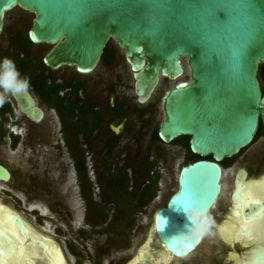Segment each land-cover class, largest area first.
<instances>
[{
	"label": "water",
	"instance_id": "1",
	"mask_svg": "<svg viewBox=\"0 0 264 264\" xmlns=\"http://www.w3.org/2000/svg\"><path fill=\"white\" fill-rule=\"evenodd\" d=\"M15 8L33 14L27 37L50 45L42 62L53 70L68 66L89 74L113 41L140 102L158 91L163 77L187 79L159 97L158 136L163 142L188 136L198 158L179 169L177 188L152 223L166 251L186 257L204 236L175 245L173 234L187 223L181 210L200 204L210 211L222 192L219 162L251 145L260 123L264 128L258 78L264 63V0H0V34L6 14ZM13 96L27 116L43 117L28 91ZM244 175H236L235 202L241 201ZM10 178L0 164V180ZM249 206L245 218L262 203ZM11 220L22 230L19 216Z\"/></svg>",
	"mask_w": 264,
	"mask_h": 264
},
{
	"label": "rangeland",
	"instance_id": "2",
	"mask_svg": "<svg viewBox=\"0 0 264 264\" xmlns=\"http://www.w3.org/2000/svg\"><path fill=\"white\" fill-rule=\"evenodd\" d=\"M32 17V13L22 9L11 10L5 16L0 35V57L14 60L23 76L27 77L32 71L39 70L44 72L50 83L62 85L65 79L71 82L73 78L90 84L95 82L93 86L98 85V89L90 91L91 95H106L110 88L114 90V94L120 93V90L130 93L128 89L131 87L124 89L121 83L126 76L125 66L119 58L121 52L113 41L108 42L106 49L108 55L113 49L117 50V62L106 64L108 55L103 56L90 74L76 73L71 67H61L56 71L42 67V57L50 48L47 44H32L29 50L32 59L23 62L21 56H24V51L20 42L27 37ZM17 54L18 58L15 57ZM259 72L264 84V63ZM163 82L162 89L173 84L167 79ZM29 90L45 110V118L52 123L53 141L58 143L50 148L51 157L47 161L41 155L35 156L29 150L24 151L26 143L28 148L38 143V136L25 138V134H21L17 137L14 127L0 124V163L11 171L8 181H0V200L27 219L35 229L49 235L61 247L67 264H127L148 240L154 211L175 192L180 166L195 158L179 145V142H186V137L181 136L168 144H161L159 148L155 145L150 153V169L144 174L141 170H136L140 157H134L136 151H143L141 143H133L132 149L128 148L126 151L127 157L126 152L117 153L120 157L115 158L114 162L120 163L125 158L127 163L124 166H133L131 170L128 169L129 185H135L132 191L120 192L111 188L106 179L108 167L113 166L111 160L114 157L101 160L91 153L81 154L82 147L75 145L73 141L75 133L71 131L64 133V136L60 134L57 113L39 98L31 82ZM61 92H65V89ZM154 96L152 102L155 97H159L158 94ZM103 103L107 104L106 101ZM160 119L161 115L157 111L153 119L154 126ZM52 120H55L54 123ZM64 137L68 140L66 147ZM63 138L65 142L62 141ZM46 145L48 148L52 146L50 139ZM242 150L227 162L228 165L223 170L221 183L224 189L222 188L219 201L210 212L214 221L212 235H205L187 257H174L159 264H222L227 252L233 249L237 253L243 251L239 245L226 247L215 235V226L227 204L235 168L246 166L252 176L264 172V129L251 145ZM79 160L84 162L85 171L76 170L75 164ZM145 179L153 181V186L144 196L147 202L142 206L137 204V199ZM116 180L121 182L122 177Z\"/></svg>",
	"mask_w": 264,
	"mask_h": 264
},
{
	"label": "flooded vegetation",
	"instance_id": "3",
	"mask_svg": "<svg viewBox=\"0 0 264 264\" xmlns=\"http://www.w3.org/2000/svg\"><path fill=\"white\" fill-rule=\"evenodd\" d=\"M28 40L29 39L27 37L26 38L24 37V39L21 40V42H23L24 44L31 47L33 43H28ZM29 47L26 50L22 48L24 51V56H21V57H22V59L29 58V61H31L32 55L29 54V52H30ZM15 57L18 58L19 55H15ZM102 57H101V59H102ZM118 57L119 56L117 55V50L113 49L107 57L108 60L105 62H106V64H112L114 62H117V60L120 58V57L119 58ZM41 66L47 67L44 65L43 62H42ZM63 67H68V66H63ZM47 68L52 70V71L58 70V69L53 70L49 67H47ZM31 73L32 74L27 75V78L29 77L31 84L33 81V76L35 75L38 79H41L43 81V83L46 85L45 86L46 91L44 93H42L41 91L38 90L39 88H36V86H35L36 83L32 84L33 90H35L34 92L39 96V98L44 103H47V105H49L54 110V112L57 113L58 123H59V128H58L59 133L62 134L63 136H64V133H68L71 131L73 133H75V135H74L75 140H73V141H74L75 145L79 144V146L82 147V150L80 152L81 154L82 153H85V154L91 153V154H94V156L96 158L98 157L101 160H107L110 157H114L111 160L113 162L112 163L113 166L108 167V171H107V175H106L107 184H109V186H111V188H115V189L119 190L120 192H123L126 190L132 191L135 189V185H132V186L129 185L130 178L128 175V169L132 168L133 166L130 165V167H129L128 166L129 164L124 166L125 162L127 163V159L125 160V158H123L122 162H120V163L114 162L115 158L120 157L117 155V153L126 152L128 150V148H131L133 143H136V144L141 143L143 151L142 152L136 151L134 157L136 159H138L137 157H140V159L137 160V165H136L137 167L136 166L135 167L137 168L136 170H141V172L144 174L145 171L148 172V170L150 169V157H151L150 153H151L152 149L154 148V146L156 145V147L159 148V146H161V144H168V143L173 141L172 140L170 142H163L160 139V137L158 136L159 123L156 126H154V124H153V119L155 118V113L158 111L161 115L160 106H159L158 101H157L159 99V97H158V99H157V97H155L157 95V91L155 93H153V95L149 99H147L145 102H140L138 99V95L133 90V79L130 76V74H128L126 71H125V73H126L125 74L126 75L125 80L122 81L121 83H122V86L124 87V89L127 87H131V89H128V90H130V93L127 91H126L127 93H123L120 90V93L117 92L116 94H114V90L110 88L106 95L98 94L97 96L95 94L94 95L90 94V91L98 89V85L93 86V83H95V82H93V83L91 82V84H90L89 82H85L84 80H81L79 78H73V80L71 82H69L70 80L65 79L64 83L62 85H60L58 83L48 82L46 79V76L44 75V72H42V71H39V70L36 72L32 71ZM258 78L260 81L261 90L263 91L264 90V84H262L260 72H259ZM97 82H98V80H97ZM90 85L93 87H91ZM63 89H65V92H61ZM28 92L34 98L36 105L42 110L43 117L39 121L33 120L32 118H30L29 116H27L25 113H23L20 110L14 96L9 95L7 97V99L5 100V102L0 104V124L5 125L7 127H10V126L14 127L16 130L17 137L18 136L20 137L21 134H25V138H28L31 136L34 138L35 136H38L36 138L38 143H35L30 148H28V146L26 145L27 143H26L24 146L25 147L24 151L29 150L35 156L41 155L45 160L48 161L49 160L48 158L51 157L50 148H53V146L55 144H57L58 142L53 141V136H52V132H51L52 123L50 121H48L47 118H45V116H46L45 110L41 107V105H39V103L36 101L34 95L31 93V91L29 89H28ZM153 96L155 97V100L152 102ZM104 101H106L107 104L103 103ZM101 103H103L104 106H102ZM54 121L55 120H52L53 123H54ZM185 137H186V142H179V145L184 147L190 156H195V158L193 160L189 161V162H192L195 159H197L198 156H196L195 154H193L190 151L189 143H188L189 137L188 136H185ZM64 138H65L67 144L64 141ZM64 138L62 141L65 142L64 145L66 147V145H68V140L66 137H64ZM178 138L179 137H177L176 139H178ZM49 139H50V142H52V146H49V148H48L46 144H47ZM15 144H13V146H15ZM242 151L243 150H241L240 152H242ZM22 152H23V150H22ZM139 152L141 153L140 156H139ZM127 153L128 152H126L125 157H127ZM238 154H236V155H238ZM236 155H234V156H236ZM234 156H232L230 158H225L219 162V165L221 166V168L223 170L228 165L227 162L231 158H233ZM154 159L156 160V158H154ZM207 159H211V157L209 156V157H207ZM189 162H187V163H189ZM0 164H2V163H0ZM185 164H183V165H185ZM2 165H4V164H2ZM183 165H181L180 168ZM48 166H49V164H48ZM75 167H76V170L79 172L85 171V165H84V162L82 160L76 161ZM5 168L8 170V172L11 175L10 169L7 166H5ZM46 169H49V168H46ZM20 170H22V167ZM239 171L245 172L244 177L239 179L240 184L242 186L243 185L245 186L247 178H250V177H259L260 178L262 175H264V172H260L258 175L252 176L249 174V171L246 168V166H238L235 168V170L233 172V176L231 179V183H232L231 190L229 192L227 204L223 208L224 209L223 215L221 216V218H219V221L216 223L215 235L223 242L224 245H226V247L231 248V247H234L235 245H240V247H242L241 249H243L244 251H242L241 253H237L236 250L233 249L232 251H229L230 254H229V252H227L225 258L222 261V264H228L230 257L233 255L235 256V254H237L236 256L237 257L239 256V257L236 260V263H234V264H245L246 262H248V261H246V259L248 260V257L246 256V253L248 252L247 247L239 244V243H241L240 240H235V242H233V244H230V242L227 243L226 242L227 240H225L223 235H221V233H219V231H218L219 228L221 227V224H223L228 219H230L231 216H232V219H234V217H236V213H235L236 209L234 208V206L236 204L234 202H232V199H230V198H231L232 192L234 191V188H235L234 181H235L236 175L238 174ZM133 174H135L134 171H133ZM119 177L120 178L122 177L121 182L119 180H116ZM32 180H34V179H32ZM0 181H3V180H0ZM145 181L146 182L142 183V186L139 190V192H140L139 197L137 199V204L142 205V206L144 205L143 203L147 202V201H145L146 199L144 198V196L147 195L149 189H151L153 186V184H152L153 181L150 182L148 179L147 180L145 179ZM3 182H6V181H3ZM242 188H244V187H241L240 189H242ZM240 189H239V191H240ZM239 191H238V195H240ZM170 196L166 199L165 204L161 205L160 207H158L154 211L151 224L153 223L154 215H155L156 211L167 204ZM0 203H3V202L0 200ZM3 204H5V203H3ZM6 206H8V205H6ZM214 206L215 205H213V207ZM213 207L210 209L209 214L212 211ZM261 207L256 210L257 211L256 215L258 214V211L261 210ZM9 208H11V207H9ZM244 211H246V209L242 211V217H243ZM14 215L19 216L23 221V229L22 230H19L18 227L14 224V226L17 228V230L22 233V231L26 227L25 223L28 221H27V219H25L23 216H21L17 212ZM228 217H230V218H228ZM253 217H255V216H253ZM244 219L247 220L248 218L247 219L244 218ZM29 225L35 231V234H38L40 237H42V236L43 237L41 239L40 238L38 239L35 237V239H34L33 236H30V235L27 236L25 238L24 243L31 245V248H30V250L32 249L30 251L31 254L26 253L25 254L26 257L23 256L21 258H18L17 262L12 261L9 264H48V261L51 263L52 260L49 258L48 254H47V252L49 251V246H46L45 244H43V245L38 244V241L45 243L43 241L44 240L43 238H47L51 242H53L54 244L57 245V247L59 248V251L61 252V254L65 260V263L67 264L66 258L64 257V254L62 252L61 247L49 235L45 234L41 230L35 229V227H33L30 223H29ZM152 228H153V225H152ZM153 230H154V228H153ZM37 231H38V233H37ZM217 231H218V233H217ZM236 242H237V244H235ZM35 243L37 245H39L40 247L37 246ZM17 246L20 247L21 244L15 245V248H18ZM35 246H37V247H35ZM41 247H43L46 251L42 248V251H43L42 252ZM37 248H39V249H37ZM245 251H246V253H245Z\"/></svg>",
	"mask_w": 264,
	"mask_h": 264
},
{
	"label": "bare ground",
	"instance_id": "4",
	"mask_svg": "<svg viewBox=\"0 0 264 264\" xmlns=\"http://www.w3.org/2000/svg\"><path fill=\"white\" fill-rule=\"evenodd\" d=\"M164 79L165 78L163 77L161 85L157 91V94L159 97H161L164 91L167 90L168 87L172 85V84L166 85L162 89L161 86L164 85V82H163ZM186 80H187L186 78H183L180 80L177 79L176 81L175 80H169V81H172L174 84L176 82H185ZM158 104L160 106V98H159ZM241 187H244L240 189L239 191V194L241 195V196L239 195L241 198V201L235 202L234 200H232V202L236 204L234 206V208L236 209L235 210L236 217L232 219V216L229 214L231 218L228 217L230 219L228 220L226 219L227 221L225 220L226 222L221 224V227L219 228V230L218 229L217 230L219 231V233H221V235H223L225 240H227L226 241L227 243L230 242V244H233L235 240H240L241 243L239 244L247 247L248 254L246 253V251L245 253H246V256L248 257V260L246 259V261L248 262H246L245 264H264V175H262L260 178L259 177L247 178L245 186L244 185L242 186L240 184V188ZM216 202L214 205H216ZM251 202H261L262 207H261V210L258 211L257 215H256L257 213L256 211V213L251 214L248 217V219L246 218L247 220H245L244 215H243L244 218L242 217V211L245 209L246 210L249 209L250 207L249 205ZM15 213L16 212L14 210L9 208L5 204L0 203V230L2 231L0 232V264H9L12 261L17 262L18 258H21L23 256L26 257L25 255L26 253L31 254L30 253V251L32 250V249L30 250L31 245L24 243L25 238L27 236L29 235L33 236L34 239L35 237L38 239L39 238L41 239L43 237V236L40 237L38 234H35V231L33 230V228H31L28 222L25 223L26 227L22 231V233L19 232L11 220L12 216H14ZM153 228H152V231H150L149 237H147L148 240L142 244V246L138 249L137 253L133 256V258H131L128 261L127 264H159L162 261L174 258V256L171 255L169 252H167L164 246L160 243ZM43 239L45 243L41 241H38V242L42 243L40 245L45 244L46 246H49V251L47 252V254L52 261L51 263L48 261V264H66L57 245L51 242L47 238H43ZM18 244H21V246L20 247L17 246L18 248H15V245H18ZM235 244H237V242ZM42 248L43 247H41V251H42ZM196 248L197 247H195V249ZM236 255L237 254H235V256L234 255L231 256L229 261L227 260L228 264L236 263V260L239 257V256L237 257ZM258 256H262V257L259 258Z\"/></svg>",
	"mask_w": 264,
	"mask_h": 264
},
{
	"label": "clouds",
	"instance_id": "5",
	"mask_svg": "<svg viewBox=\"0 0 264 264\" xmlns=\"http://www.w3.org/2000/svg\"><path fill=\"white\" fill-rule=\"evenodd\" d=\"M29 87V79L20 73L15 61L9 57H0V104L4 103L9 95L27 92ZM181 212L186 217V226L172 236L178 248L186 246L192 238L212 235L214 221L207 208L192 204Z\"/></svg>",
	"mask_w": 264,
	"mask_h": 264
},
{
	"label": "trees",
	"instance_id": "6",
	"mask_svg": "<svg viewBox=\"0 0 264 264\" xmlns=\"http://www.w3.org/2000/svg\"><path fill=\"white\" fill-rule=\"evenodd\" d=\"M28 43H31L30 42V40H28ZM20 46H21V48H23V49H27L29 46L28 45H26V44H24L23 42H20ZM30 48V47H29ZM29 52V51H28ZM27 52V53H28ZM29 54H30V52H29ZM18 55V54H17ZM106 55H108L107 54V49H106V47H105V49H104V51H103V55L102 56H106ZM107 57V56H106ZM23 62L24 61H26V62H28L29 61V58H27V59H23L22 60ZM36 83V84H35ZM32 84H35V86H36V88H39L38 90L39 91H41L42 93H44L45 91H46V85L43 83V81L41 80V79H38L35 75L33 76V81H32ZM263 126H262V124L260 123L259 124V126H258V129H257V132H256V135H255V138H254V141L261 135V132L263 131Z\"/></svg>",
	"mask_w": 264,
	"mask_h": 264
}]
</instances>
